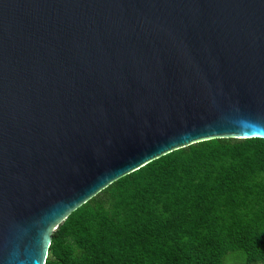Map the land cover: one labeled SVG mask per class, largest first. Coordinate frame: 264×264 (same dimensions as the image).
Returning <instances> with one entry per match:
<instances>
[{
  "label": "water",
  "instance_id": "water-1",
  "mask_svg": "<svg viewBox=\"0 0 264 264\" xmlns=\"http://www.w3.org/2000/svg\"><path fill=\"white\" fill-rule=\"evenodd\" d=\"M213 139L264 141V0H0V264Z\"/></svg>",
  "mask_w": 264,
  "mask_h": 264
},
{
  "label": "trees",
  "instance_id": "trees-1",
  "mask_svg": "<svg viewBox=\"0 0 264 264\" xmlns=\"http://www.w3.org/2000/svg\"><path fill=\"white\" fill-rule=\"evenodd\" d=\"M44 264H264V141L195 143L115 180L57 225Z\"/></svg>",
  "mask_w": 264,
  "mask_h": 264
}]
</instances>
